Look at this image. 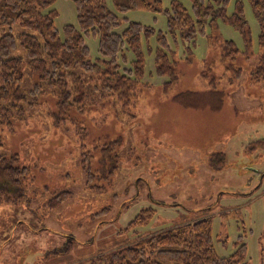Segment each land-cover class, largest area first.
Segmentation results:
<instances>
[{"label": "rangeland", "instance_id": "374dc122", "mask_svg": "<svg viewBox=\"0 0 264 264\" xmlns=\"http://www.w3.org/2000/svg\"><path fill=\"white\" fill-rule=\"evenodd\" d=\"M172 0H163L170 8ZM189 9L190 0H180ZM231 0L227 12L234 11ZM245 2L246 28L240 29L218 17L207 22L206 35L187 37L186 29L169 27L164 11L130 9L117 11L114 29L121 33L136 21L166 34L178 80L166 92V76L156 74L154 50L143 41L145 74L142 94L132 106H123L115 94L103 97L95 79L78 69L87 85L82 110H73L63 123L53 121L55 94L46 89L33 105L26 106L12 125H0V153L19 155L27 167L24 198L0 203V264H108L99 256L171 226L211 217L214 244L220 256L236 250L237 242L248 245L252 264H264V81L255 82L253 71L262 53L259 36L264 25ZM55 26H78L73 0H56ZM18 25L12 28L19 31ZM233 40L240 53L223 60V43ZM90 58L102 57L98 38H86ZM131 62L134 54L127 52ZM11 56L25 60L23 90L30 95L38 75L31 72L28 54L18 46ZM130 62L127 66H130ZM240 77H236L237 69ZM224 92L219 109L186 108L174 100L178 93ZM149 86H145V84ZM119 140L118 168L110 179L101 170V150ZM89 152L94 177L89 179L83 158ZM222 152L223 167L213 168L211 156ZM71 194L56 206L53 198ZM156 210L143 226L130 223L143 208Z\"/></svg>", "mask_w": 264, "mask_h": 264}, {"label": "trees", "instance_id": "16d2710c", "mask_svg": "<svg viewBox=\"0 0 264 264\" xmlns=\"http://www.w3.org/2000/svg\"><path fill=\"white\" fill-rule=\"evenodd\" d=\"M56 0H0V125H12L13 117H21L26 106L33 105L38 97L50 89L56 96V109L52 112L56 124L70 118L73 110H82L87 99V85L83 70L95 79V88L108 97L115 94L123 106L135 105L142 94L141 78L145 74L143 41L152 52L151 38L156 37L158 47L154 50L156 74L166 76L164 88L168 92L177 82L178 75L166 34L161 30L147 27L140 22H129L121 32L118 14L108 8L107 0H73L78 14V26L66 24L62 32L55 26L56 9L51 8ZM254 10L264 16V0H248ZM189 9L182 1L172 0L170 8H163V0H112L117 11L141 9L164 11L169 27L186 29L187 37L206 35L207 22L221 17L240 29L245 39V2L236 0L234 11L228 14L231 0H190ZM14 25L19 31L12 32ZM98 38L102 57L90 58V47L86 38ZM259 44L262 53L253 71L255 82L264 81V25ZM28 54L27 64L31 72L38 75L29 95L23 90L25 60L11 56L18 46ZM134 54L128 60L127 52ZM240 53L233 40L223 43V60L235 59ZM130 62V66L127 64ZM237 69L236 77H240ZM205 93L187 90L174 96V100L186 108L219 109L223 104L224 92L216 88V79ZM149 86V84H145ZM119 140H113L102 148L100 161L104 177L110 179L118 168L119 154L116 150ZM2 144L0 140V145ZM253 147L264 146V140L251 143ZM89 152L83 162L89 179L94 177L90 166ZM19 155L0 153V203L16 202L25 196L23 180L27 167L19 166ZM226 156L222 152L211 156L213 168L223 167ZM71 193L63 191L56 195L52 206H56ZM156 210L143 208L132 220L130 226L137 227L149 223ZM211 217L193 223L171 226L147 236H140L128 245L118 247L99 257L108 264H252L248 258V245L240 239L236 250L228 256H220L215 248Z\"/></svg>", "mask_w": 264, "mask_h": 264}]
</instances>
